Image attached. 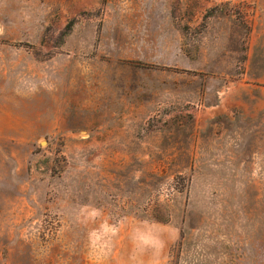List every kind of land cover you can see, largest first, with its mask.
I'll list each match as a JSON object with an SVG mask.
<instances>
[{
  "label": "rangeland",
  "instance_id": "obj_1",
  "mask_svg": "<svg viewBox=\"0 0 264 264\" xmlns=\"http://www.w3.org/2000/svg\"><path fill=\"white\" fill-rule=\"evenodd\" d=\"M0 264H264V0H0Z\"/></svg>",
  "mask_w": 264,
  "mask_h": 264
}]
</instances>
